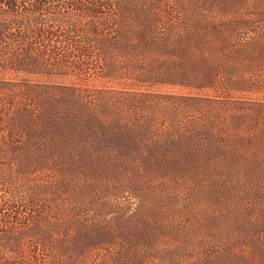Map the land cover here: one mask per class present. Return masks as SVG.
<instances>
[{
  "label": "rangeland",
  "instance_id": "rangeland-1",
  "mask_svg": "<svg viewBox=\"0 0 264 264\" xmlns=\"http://www.w3.org/2000/svg\"><path fill=\"white\" fill-rule=\"evenodd\" d=\"M20 1L42 22L1 43V256L264 264V0Z\"/></svg>",
  "mask_w": 264,
  "mask_h": 264
},
{
  "label": "trees",
  "instance_id": "trees-1",
  "mask_svg": "<svg viewBox=\"0 0 264 264\" xmlns=\"http://www.w3.org/2000/svg\"><path fill=\"white\" fill-rule=\"evenodd\" d=\"M20 0H0V49L1 47V43L5 41H11V42H16L18 43L19 40L24 41V37H30L32 38V36L37 35V32L39 31V33H41V29H39V27H37V24H40V22H42L41 17L37 18L35 20V22H33L32 18L30 17L29 13H25L23 12L22 8L20 7L21 3ZM45 3L43 2H39L38 0L35 2L34 6L36 7L37 12L39 10H41L42 6ZM76 4H70L69 7L72 10L76 9ZM86 7H83V9H85ZM43 12V11H42ZM41 12V13H42ZM85 14H87L88 16H92L95 15L98 11L97 8L95 6L89 8L87 7V9L85 11H83ZM26 30L28 33L26 34L25 31ZM3 44V45H4ZM1 53V52H0ZM1 58V56H0ZM2 59V58H1ZM0 59V61H1ZM24 61H18L16 63H11L12 66H16V67H21L20 65L17 64H23ZM10 66V65H9ZM49 124H53L55 125V127L58 129V131L60 132L59 139H57V141L60 144H67L69 142V140L71 139V132L73 131L71 128H63L60 127V125H56L58 124V121L56 119V117H54ZM91 130H93L94 128H92L91 126H89ZM101 127H103V124L101 125ZM36 132H43L42 129L36 131ZM115 135V134H114ZM108 144L109 148H111L112 146H110L109 142L106 143ZM106 146V145H105ZM102 148V147H101ZM102 150V149H101ZM108 150V149H105ZM94 153V151H92ZM30 203V201H28ZM1 240H8V238H10V241L13 242L15 239L13 237L9 236V233L6 234L5 236L1 237ZM8 249L10 251H12L13 253H19L20 256H15V257H10L9 260H5L4 257H2V251H0V264H37V258L38 256L36 255L35 252L30 251L31 253H29L28 256L23 257L22 258V254H21V250H14L13 248H15L14 245H11V243H7ZM12 259V260H11Z\"/></svg>",
  "mask_w": 264,
  "mask_h": 264
}]
</instances>
